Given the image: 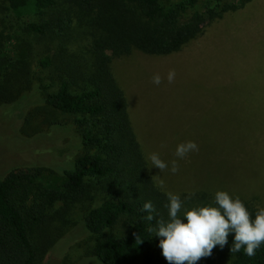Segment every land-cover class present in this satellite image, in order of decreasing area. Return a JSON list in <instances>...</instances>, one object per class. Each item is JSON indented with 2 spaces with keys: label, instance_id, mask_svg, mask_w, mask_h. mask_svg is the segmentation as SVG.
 Listing matches in <instances>:
<instances>
[{
  "label": "trees",
  "instance_id": "trees-1",
  "mask_svg": "<svg viewBox=\"0 0 264 264\" xmlns=\"http://www.w3.org/2000/svg\"><path fill=\"white\" fill-rule=\"evenodd\" d=\"M239 1L185 18L198 0L170 7L161 0H0V13L34 19L24 26L30 39L17 42L14 53L8 52L9 34L0 27V105L36 79L29 58L38 48L45 72L38 76L43 109L65 116L52 124L73 123L82 145L73 167L61 174L15 168L0 178V264H38L62 238L49 231L57 203L62 207L56 213H62L95 201L83 221L95 237L92 253L99 264H168L155 254L162 238L150 231L157 219H169L168 198L149 172L109 51L115 56L178 52L225 12L252 0ZM240 199L254 219L260 208ZM147 201L156 209L152 221L142 210ZM233 241L230 233L223 248L217 245L197 264H264V244L248 257L243 248L231 253Z\"/></svg>",
  "mask_w": 264,
  "mask_h": 264
},
{
  "label": "rangeland",
  "instance_id": "rangeland-1",
  "mask_svg": "<svg viewBox=\"0 0 264 264\" xmlns=\"http://www.w3.org/2000/svg\"><path fill=\"white\" fill-rule=\"evenodd\" d=\"M180 1L161 0L167 7ZM239 2L198 0L184 16L219 3ZM32 20L31 16L19 18L10 10L0 13V27L10 38L8 52L14 53L15 44L23 38L30 39L24 26ZM38 50L29 58L36 79L19 90L13 101L0 105V178L15 168L41 167L61 174L73 167L82 149L73 123L52 124L51 120H64L65 116L43 109L38 76L45 72ZM109 54L113 72L127 95L148 168L152 152L169 163L168 170L160 172L151 166L149 172L157 185L164 181V192L180 195L181 216L193 207L214 204L218 190L264 208V0L245 2L225 12L178 52ZM172 69L175 79L169 83L167 74ZM157 73L162 77L159 85L152 82ZM189 140L199 151L177 158L176 146ZM173 159L179 164L175 174L170 171ZM190 193L193 195L187 198ZM97 202L78 204L62 213H56L62 207L57 203L49 231L62 238L46 250L38 264H99L92 253L95 237L83 221L87 208ZM118 227L123 230L122 223ZM155 254L163 256L162 249Z\"/></svg>",
  "mask_w": 264,
  "mask_h": 264
},
{
  "label": "clouds",
  "instance_id": "clouds-1",
  "mask_svg": "<svg viewBox=\"0 0 264 264\" xmlns=\"http://www.w3.org/2000/svg\"><path fill=\"white\" fill-rule=\"evenodd\" d=\"M175 79V70H169L167 80L172 83ZM152 82L162 83L160 74H154ZM199 151L194 141H186L176 146L174 155L185 158L190 152ZM148 159L151 166L157 167L160 172L169 169V163L161 159L160 154L152 152ZM170 171L175 174L179 171L176 159L171 162ZM150 166V167H151ZM149 167V168H150ZM158 187L164 188V181L158 182ZM169 219H157L156 227L150 229L156 236L161 237L159 247L168 264H197L204 257L212 255L218 245L223 248L228 243V236L234 233L231 253L240 252L243 248L245 255L252 257L256 249L264 244V208H260L253 219L249 210L237 196L233 198L229 192L218 190L215 193L214 204L202 205L185 210L181 216L183 201L179 194L168 191L166 193ZM193 193L189 194L190 198ZM142 210L148 212L146 219L152 221L155 206L151 201L143 204ZM186 219V222H185Z\"/></svg>",
  "mask_w": 264,
  "mask_h": 264
}]
</instances>
